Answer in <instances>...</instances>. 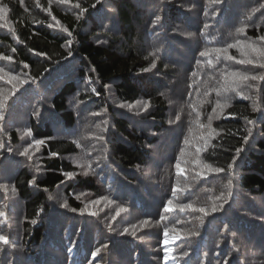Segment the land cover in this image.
<instances>
[{"label":"trees","instance_id":"obj_1","mask_svg":"<svg viewBox=\"0 0 264 264\" xmlns=\"http://www.w3.org/2000/svg\"><path fill=\"white\" fill-rule=\"evenodd\" d=\"M0 8V264H264V0Z\"/></svg>","mask_w":264,"mask_h":264},{"label":"snow or ice","instance_id":"obj_2","mask_svg":"<svg viewBox=\"0 0 264 264\" xmlns=\"http://www.w3.org/2000/svg\"><path fill=\"white\" fill-rule=\"evenodd\" d=\"M65 2H66V0H65ZM97 2H99V0H97ZM217 2H219V0H217ZM77 7H79V5H77ZM2 11H3V9L0 8V12H2ZM159 19H160V17L157 16L156 17V20L159 21ZM64 31L67 32L68 30L67 29H64ZM259 39L260 40H264V36L259 37ZM237 43H240V42L238 41ZM228 47H233V45H229ZM248 47L251 48V50L253 52H256V53H259L261 55H264V49L258 48V47H256L253 44H249ZM13 51H15V49H13ZM221 51L225 55H227V48H225L223 50L216 49V52L217 53H220ZM36 55H43V54L42 53H36ZM200 55L201 56H208L209 55V52L208 51H204V52H201ZM227 58L228 59H235V57H231V56H228ZM0 59L11 60L12 58L10 56H7V57L0 56ZM209 63H211V61H209ZM238 63H240V64H254L255 61H253L252 59H246V60L245 59H242V60H239ZM23 67L24 68H28L29 65L24 64ZM153 67H155V65H153ZM260 67H264V64H261ZM2 71H3V69L0 68V72H2ZM232 75H233V77H235V79L233 81V90H239L240 83L241 82H244V81H248V80H264V75H251V76H249L247 73H232ZM13 79H15V77H13ZM25 82L26 81H21V83H25ZM245 98H247V97H245ZM145 107H147V104H145ZM0 119H3V114L2 113H0ZM209 119H211V118H209ZM177 120H179V117H177ZM249 123H251V121H249ZM245 139H247V137H245ZM205 142L207 143V141H205ZM34 143L36 145H40V144L43 143V141H41V140H35ZM186 143H187V141H186ZM0 147H3V145H0ZM197 151L199 152L200 149L198 148ZM27 152H28V149L25 148L24 149V152L21 153V155H26ZM53 155H55V153H53ZM176 167H177V169H179L180 172H183V169L180 168L179 163H177ZM214 171L216 173H220V172L224 171V169H222V168H216V169H214ZM66 175L69 176V177H71L72 176V173H67ZM229 187H231V181H229ZM173 191H175V190H173ZM49 199H52V197H49ZM225 203H227V201H225ZM63 206L64 207H67V204H64ZM191 207L192 206L190 204H188V205H181L180 206V211H184L185 208H191ZM217 210L218 209L216 207H213L212 208V212H216ZM73 211H76V210L73 209ZM164 211L165 212H171V211H173V208H172V200H168L167 205L164 207ZM194 211H195V209H194ZM199 211L202 212V213L207 214L206 209H204V208H200ZM0 216H4V213L3 212H0ZM161 219H164V217L161 216ZM32 223L35 224L36 221L33 220ZM145 223H147V221H145ZM201 223H203V221H201ZM124 231L127 232L128 230L125 229ZM164 235H165V241H164V243L167 244L168 243V240H167V235H168L167 230H165ZM192 235H199V233H192ZM0 243H3L4 245H8L9 244L8 237H6L4 235H0ZM68 251H71V249H68ZM99 252H100V248H97L94 252L91 253L92 257L95 258ZM164 252H165L164 259H165V261H167L169 259L170 249L169 248H165L164 249ZM184 255L187 256L188 253L185 252ZM90 264H91V262H90Z\"/></svg>","mask_w":264,"mask_h":264},{"label":"rangeland","instance_id":"obj_3","mask_svg":"<svg viewBox=\"0 0 264 264\" xmlns=\"http://www.w3.org/2000/svg\"><path fill=\"white\" fill-rule=\"evenodd\" d=\"M144 2H145V1H143V3H144ZM140 4H141V5H144L145 3H144V4L140 3ZM98 17H99V16H98ZM98 17H97V18H98ZM107 18H110V16H108ZM139 125L141 126V123H140ZM142 126H144V125H142Z\"/></svg>","mask_w":264,"mask_h":264}]
</instances>
